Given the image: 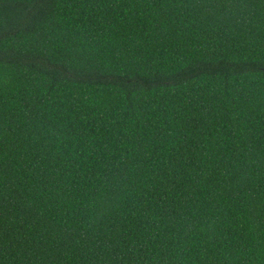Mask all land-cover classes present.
Returning a JSON list of instances; mask_svg holds the SVG:
<instances>
[{"label":"trees","instance_id":"obj_1","mask_svg":"<svg viewBox=\"0 0 264 264\" xmlns=\"http://www.w3.org/2000/svg\"><path fill=\"white\" fill-rule=\"evenodd\" d=\"M0 264H264V0H0Z\"/></svg>","mask_w":264,"mask_h":264}]
</instances>
